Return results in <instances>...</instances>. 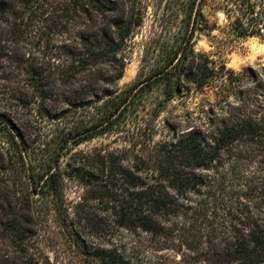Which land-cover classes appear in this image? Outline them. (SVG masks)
Wrapping results in <instances>:
<instances>
[{
    "label": "trees",
    "instance_id": "obj_1",
    "mask_svg": "<svg viewBox=\"0 0 264 264\" xmlns=\"http://www.w3.org/2000/svg\"><path fill=\"white\" fill-rule=\"evenodd\" d=\"M211 3L224 27L207 18ZM148 9L143 0H0V131L9 136L0 242L23 243L51 221L84 264H141L146 254L161 264L160 253L178 251L183 264H264V84L254 113L229 99L246 73L196 50L203 33L217 49L264 42V0H165L161 32H175L166 62L121 88ZM193 88L221 90L225 109L162 120Z\"/></svg>",
    "mask_w": 264,
    "mask_h": 264
},
{
    "label": "rangeland",
    "instance_id": "obj_2",
    "mask_svg": "<svg viewBox=\"0 0 264 264\" xmlns=\"http://www.w3.org/2000/svg\"><path fill=\"white\" fill-rule=\"evenodd\" d=\"M149 4L143 26L136 31L132 47L127 51V67L124 78L120 81L121 88H127L135 83L143 82L157 73L166 62L169 46L174 43L175 32L170 34L161 32L163 23L160 19L165 0H143ZM207 18L211 24L224 27L227 23L223 12L214 8L211 3L206 9ZM214 31L212 35H218ZM196 50L214 53L217 60L222 57L228 69L235 73H246V78L239 83L228 87L231 101L235 97H242L250 104L254 113H257V79L264 84V42L257 37L237 39L230 42L227 48L217 49L215 42L207 34L196 36ZM221 51V52H219ZM222 53V54H221ZM219 56V57H218ZM159 92V93H158ZM163 92V85L147 94L150 101H157V97ZM221 90L210 89L204 94H198L193 88L189 94L183 93L180 98L168 107L161 115V119L169 118L171 115L175 120H182L203 115L202 107L216 105L218 108L225 107L224 102H219ZM7 138V139H6ZM8 131H0V140L8 145ZM35 136L32 138L34 139ZM110 139H95L82 144L80 148H93L102 143H109ZM254 157V156H253ZM246 169L249 173H257V157L248 162ZM78 195L74 192L69 194V201L76 202ZM2 234V230H0ZM155 255H144L141 264H154ZM156 261L161 264H183L181 252H163L158 255ZM39 259V261H38ZM154 259V260H153ZM51 264H84L77 252L71 247L70 242L64 239L60 227L51 222L37 233L25 240L23 243L12 245L11 241L0 242V264H35L47 262Z\"/></svg>",
    "mask_w": 264,
    "mask_h": 264
}]
</instances>
